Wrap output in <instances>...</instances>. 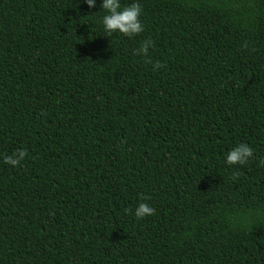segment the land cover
<instances>
[{"label":"trees","instance_id":"trees-1","mask_svg":"<svg viewBox=\"0 0 264 264\" xmlns=\"http://www.w3.org/2000/svg\"><path fill=\"white\" fill-rule=\"evenodd\" d=\"M120 2L0 0V264H264V0Z\"/></svg>","mask_w":264,"mask_h":264},{"label":"clouds","instance_id":"clouds-1","mask_svg":"<svg viewBox=\"0 0 264 264\" xmlns=\"http://www.w3.org/2000/svg\"><path fill=\"white\" fill-rule=\"evenodd\" d=\"M89 8H93L96 5V0H84ZM101 8L106 11V15L103 16L102 24L106 37L112 35L115 32H119L125 37L132 38L141 34L144 31V26L141 22L142 8L139 3L133 2L127 6H122L120 0H102ZM154 47V41L151 39H145L141 42L140 46L134 50V55L147 58L149 56V49ZM247 47V43L242 45ZM146 63L153 64V70H158L165 67L160 61L153 63L151 59H146ZM254 150L252 147L245 143H240L226 154V163L228 165H244L251 158H253ZM28 155V152L23 149L17 150L13 155L5 156L4 163L12 167H17L21 164L24 158ZM260 164L264 166V159H261ZM234 176L233 179H237ZM141 201L149 199L141 196ZM126 213L131 209H126ZM137 219H143L147 216L155 215V209L148 203H140L134 212Z\"/></svg>","mask_w":264,"mask_h":264}]
</instances>
